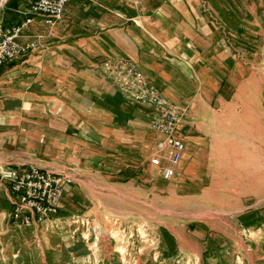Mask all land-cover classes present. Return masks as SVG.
Returning a JSON list of instances; mask_svg holds the SVG:
<instances>
[{"label":"crops","instance_id":"crops-1","mask_svg":"<svg viewBox=\"0 0 264 264\" xmlns=\"http://www.w3.org/2000/svg\"><path fill=\"white\" fill-rule=\"evenodd\" d=\"M32 1L6 2L0 22L20 23ZM246 2L71 0L54 25L33 15L19 40L34 46L0 67V168L71 171L75 181L51 219L77 216L95 226L100 218L111 241V220L135 218L127 209L139 206L162 138L150 127L151 108L127 98L102 69L103 61L123 58L187 108L179 131L186 149L174 178L176 190L199 197L211 185L202 170L236 117L237 59L229 50L240 45L229 26L239 16L245 21ZM12 208L0 182V211L9 221Z\"/></svg>","mask_w":264,"mask_h":264},{"label":"rangeland","instance_id":"rangeland-1","mask_svg":"<svg viewBox=\"0 0 264 264\" xmlns=\"http://www.w3.org/2000/svg\"><path fill=\"white\" fill-rule=\"evenodd\" d=\"M246 6L245 21L229 26L240 45L229 50L236 117L202 170L211 185L187 196L152 165L139 206L127 209L135 218L108 225L111 241L100 218L95 226L77 216L18 226L0 211V264H264V0Z\"/></svg>","mask_w":264,"mask_h":264},{"label":"built area","instance_id":"built-area-1","mask_svg":"<svg viewBox=\"0 0 264 264\" xmlns=\"http://www.w3.org/2000/svg\"><path fill=\"white\" fill-rule=\"evenodd\" d=\"M70 1L33 0L20 23L5 26L0 22V67L26 54L34 46L23 45L19 40L33 15H41L47 23L54 25L63 19ZM262 16L264 18V9ZM101 66L127 98L151 108L150 127L162 138L157 141V150L150 163L165 179L174 178L186 149L179 131L189 114L187 108L168 101L131 60L107 59ZM74 181L71 171L53 172L35 164L24 170L13 166L0 168V182L6 185L13 206L10 217L18 226L39 225L56 215L67 186Z\"/></svg>","mask_w":264,"mask_h":264},{"label":"bare ground","instance_id":"bare-ground-1","mask_svg":"<svg viewBox=\"0 0 264 264\" xmlns=\"http://www.w3.org/2000/svg\"><path fill=\"white\" fill-rule=\"evenodd\" d=\"M3 0H0V5H1V2H2Z\"/></svg>","mask_w":264,"mask_h":264}]
</instances>
